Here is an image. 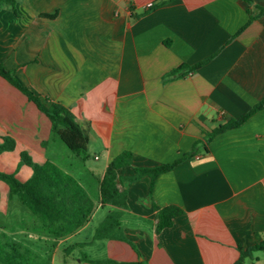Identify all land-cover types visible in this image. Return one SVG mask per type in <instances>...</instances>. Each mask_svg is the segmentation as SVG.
<instances>
[{
  "label": "crops",
  "instance_id": "obj_1",
  "mask_svg": "<svg viewBox=\"0 0 264 264\" xmlns=\"http://www.w3.org/2000/svg\"><path fill=\"white\" fill-rule=\"evenodd\" d=\"M0 7V62L41 98L67 107L88 137L80 163L50 136V121L0 76V170L24 181V150L71 173L94 202L89 220L64 237L47 233L0 180V233L55 264H233L238 246L264 238V103L237 127L159 173L118 183L126 191L120 225L128 240L81 238L102 205L99 181L109 161L131 152L118 176L172 162L209 130L249 110L264 95V0H14ZM193 72L166 75L213 54ZM1 140V139H0ZM45 142V145L43 144ZM90 159L100 163L89 162ZM178 206L170 226L155 230L152 205ZM26 207V208H25ZM97 226V225H96ZM95 226V227H96ZM95 230V229H94ZM94 233V231H93ZM79 249L80 256L72 252ZM246 264H264V249Z\"/></svg>",
  "mask_w": 264,
  "mask_h": 264
},
{
  "label": "trees",
  "instance_id": "obj_2",
  "mask_svg": "<svg viewBox=\"0 0 264 264\" xmlns=\"http://www.w3.org/2000/svg\"><path fill=\"white\" fill-rule=\"evenodd\" d=\"M169 0H158L150 4L142 11L145 13L159 4ZM251 4V0H244ZM14 0H0L1 6H8L14 10ZM252 11L248 22L264 13V7L252 5ZM215 52L193 64H180L170 70L166 75L185 74L193 72L212 57ZM0 76L12 86L20 90L32 101L36 107L43 112L50 121V137L58 139L63 146L83 163L87 155L88 137L84 130L74 120L70 110L64 105L41 98L28 87L20 83L12 70H8L0 62ZM264 103L263 97L249 110L238 117L230 118L223 124L217 125L209 130H203L202 138L196 140L191 148L172 162L162 163L155 166L134 167L131 176H118L116 169L128 165L131 161V152L124 150L114 156L105 167L104 175L99 181V197L102 205L112 208L95 227L93 238H113L127 240L120 225L122 209L126 207V191L117 187L124 180L134 181L142 175L149 176L151 186L155 177L162 172L172 169L177 163L186 157L193 155L200 148L206 150V144L223 130L234 128L242 124L250 115L256 112ZM0 152L12 150L14 140L7 135L0 137ZM45 145V142H43ZM19 164H25L31 168V175L24 181H20L15 172H4L0 170V180L7 184L9 196L15 195L21 204L40 222L42 228L50 235L60 238L67 236L84 225L94 210V202L84 189L82 184L69 172L56 162L46 159L42 163L34 161L28 152L22 150L19 153ZM156 211L155 230L170 226L172 219L180 214L182 210L175 205L157 207L152 205ZM128 241V240H127ZM136 250L138 259L134 262L114 261L107 259L110 264H148L142 260L135 245L128 241ZM238 257L233 264H246V260H252V253L264 249V238L254 244L241 247L238 246ZM0 264H46L45 260L32 254L20 242L8 238L0 233Z\"/></svg>",
  "mask_w": 264,
  "mask_h": 264
},
{
  "label": "rangeland",
  "instance_id": "obj_3",
  "mask_svg": "<svg viewBox=\"0 0 264 264\" xmlns=\"http://www.w3.org/2000/svg\"><path fill=\"white\" fill-rule=\"evenodd\" d=\"M67 150V149H66ZM68 151V150H67ZM69 152V151H68ZM89 162H94V163H100V162H98V161H94L93 159H90V161ZM26 208V207H25ZM97 221H98V217L97 216H95V217H93L92 218V221H91V223H90V225H88L83 231H82V233H81V238H85V237H88V238H90L91 237V235L93 234V231H94V229H95V226L97 225ZM63 248H64V245H61L56 251H55V254H54V260H55V264H59V262H60V259H61V257H63V255H64V250H63ZM72 255L73 256H77V257H79L80 256V252H79V249H75V250H73V252H72Z\"/></svg>",
  "mask_w": 264,
  "mask_h": 264
}]
</instances>
